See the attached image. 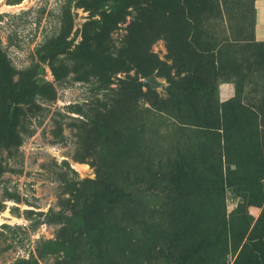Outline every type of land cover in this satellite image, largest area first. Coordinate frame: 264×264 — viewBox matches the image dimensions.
Instances as JSON below:
<instances>
[{
  "label": "rangeland",
  "instance_id": "rangeland-1",
  "mask_svg": "<svg viewBox=\"0 0 264 264\" xmlns=\"http://www.w3.org/2000/svg\"><path fill=\"white\" fill-rule=\"evenodd\" d=\"M259 1L0 0V264H264Z\"/></svg>",
  "mask_w": 264,
  "mask_h": 264
},
{
  "label": "crops",
  "instance_id": "crops-1",
  "mask_svg": "<svg viewBox=\"0 0 264 264\" xmlns=\"http://www.w3.org/2000/svg\"><path fill=\"white\" fill-rule=\"evenodd\" d=\"M257 18V40L264 41V1L258 2Z\"/></svg>",
  "mask_w": 264,
  "mask_h": 264
},
{
  "label": "trees",
  "instance_id": "trees-1",
  "mask_svg": "<svg viewBox=\"0 0 264 264\" xmlns=\"http://www.w3.org/2000/svg\"><path fill=\"white\" fill-rule=\"evenodd\" d=\"M104 28H101V30H103ZM1 74V73H0ZM182 180L184 181V179L182 178ZM182 180H179V183H178V187L176 189V191L180 194V196H183V194H189V195H192V192H191V188H188L187 187V184L184 185ZM171 200H173L171 198Z\"/></svg>",
  "mask_w": 264,
  "mask_h": 264
},
{
  "label": "water",
  "instance_id": "water-1",
  "mask_svg": "<svg viewBox=\"0 0 264 264\" xmlns=\"http://www.w3.org/2000/svg\"><path fill=\"white\" fill-rule=\"evenodd\" d=\"M144 84H147L151 88H156L158 83L153 76L147 77L143 80Z\"/></svg>",
  "mask_w": 264,
  "mask_h": 264
}]
</instances>
